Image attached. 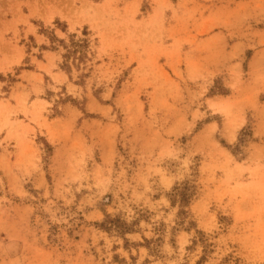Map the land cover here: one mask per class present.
<instances>
[{
	"label": "rangeland",
	"instance_id": "obj_1",
	"mask_svg": "<svg viewBox=\"0 0 264 264\" xmlns=\"http://www.w3.org/2000/svg\"><path fill=\"white\" fill-rule=\"evenodd\" d=\"M0 264H264V0H0Z\"/></svg>",
	"mask_w": 264,
	"mask_h": 264
}]
</instances>
